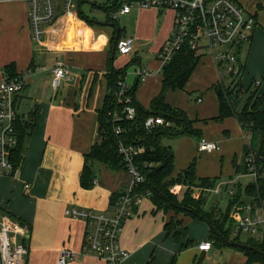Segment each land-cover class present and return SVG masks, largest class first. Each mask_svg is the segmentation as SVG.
<instances>
[{
    "label": "crops",
    "instance_id": "1",
    "mask_svg": "<svg viewBox=\"0 0 264 264\" xmlns=\"http://www.w3.org/2000/svg\"><path fill=\"white\" fill-rule=\"evenodd\" d=\"M262 2L255 0L252 8H247L256 16L257 25L250 44L241 51L247 53L243 82L247 76L261 74L264 78V30L259 27ZM57 5L56 21L46 27L43 40L36 43L27 0L0 2V81L6 78V67L15 65L17 75L27 84L17 101L18 113L23 122L33 125L23 142L18 181L0 177V211L30 228L27 264H58L64 249L73 254L69 264H104L84 252L86 224L66 216V211L75 208L112 216L113 196L122 195L130 186V181L122 182L129 176L126 171L115 172L99 165L94 166L97 185L85 190L80 184L85 156L98 139V111L108 94L106 76L111 68L121 71L135 62L127 72L128 83L136 89L137 104L151 110L162 89L163 65L159 54L174 32L176 13L170 8H137L117 15L119 22L114 23L108 21L96 0L79 1L75 14L69 17L64 14L63 0H57ZM124 38L135 41L134 53L110 64L114 46ZM200 56L185 90L166 93L167 104L184 112L193 130L200 134L196 138L183 136L181 139H194V145L190 140L188 147L179 146L176 150L167 141L163 144L165 138L176 137L162 138L161 144L175 153V175L191 166L190 159L193 152L199 153L202 138L222 147L216 153L205 154L215 160H232L247 145L233 102L232 116L219 120L220 99L215 88L222 85V72L209 53L203 51ZM58 62L68 68L70 76L57 92L53 89L52 71ZM139 69L151 73L145 83L138 82ZM75 84L83 87L80 94L75 93ZM86 89L90 94H85ZM259 96H264V83ZM199 100L202 102L198 103ZM261 110L264 111V105ZM183 160L184 167H179ZM223 170L213 169L210 175L198 169L196 172L198 179L218 180L223 178ZM235 170L229 173L227 181L245 177ZM26 183L31 185L29 194L24 190ZM151 207L153 215H157L153 204ZM174 217L182 225L168 233L165 225ZM191 219L188 225L194 224V220L207 225ZM183 226L184 222L174 214L160 221L149 213L131 218L121 233V247L129 255L122 264L213 263L218 255L213 248L209 252L199 250L201 243L212 242L211 229L208 239L196 242L194 236L183 231Z\"/></svg>",
    "mask_w": 264,
    "mask_h": 264
},
{
    "label": "built area",
    "instance_id": "2",
    "mask_svg": "<svg viewBox=\"0 0 264 264\" xmlns=\"http://www.w3.org/2000/svg\"><path fill=\"white\" fill-rule=\"evenodd\" d=\"M16 0H0V2H12ZM81 0H63L65 16L75 14L77 4ZM104 3H113L118 0H96ZM263 1V0H258ZM29 5V23L34 42L40 43L46 27L53 24L58 16L57 0H27ZM136 7L160 9H173L176 13L174 32L162 48L159 59L163 70L172 61L173 57L185 46L193 52L201 55L208 51L215 60L218 69L224 68L233 78H243V64L239 58L241 50L250 44L257 25L256 16L245 9L239 0H143L140 2H126L122 9L114 15H126ZM116 50L119 55L127 56L134 53L135 41L124 38L117 42ZM53 89L59 91L63 83L69 79L70 72L62 63L58 62L53 68ZM150 72L137 70L136 75L139 83H145ZM222 85L225 87V84ZM26 81L23 77L14 79L4 78L0 81V177L18 181L22 161L16 162V153L20 145L18 132V98L26 89ZM132 88L127 79H121L115 94L117 102L122 106V111L112 114L114 123L119 124L117 134H122L121 123L124 119L134 120L136 108L131 95ZM199 100L198 103H201ZM146 130L153 131L157 128H171L172 123L163 118H150L145 124ZM249 146L248 141L246 140ZM220 150L216 142L202 138L199 141V151L203 154H213ZM144 148L126 146L120 143L119 154L126 165V173L131 178L128 189L122 194L120 201L112 208L114 214L107 216L103 213L81 211L75 208L66 211V216L80 220L86 224L84 252L94 256L104 264H122L128 257L121 247V233L135 209L141 205L143 197L138 190L146 182V177L138 166L137 158L143 154ZM258 155L250 150L246 160L247 175L254 179L258 187L259 169ZM151 170L153 167H147ZM240 178L220 183L217 188L210 190L211 193L220 195L222 192L234 195V188L240 183ZM97 182L94 183V185ZM195 189V188H194ZM26 194L31 191V185H24ZM174 191V192H173ZM177 193V188L172 190ZM194 194L195 200L202 197ZM207 192V191H205ZM204 192V193H205ZM233 231L232 237L240 238L245 234L255 235L252 241L264 247V201L252 198L249 204L245 202L232 214ZM30 228L24 226L11 216L0 212V264H27L29 248L27 240L30 236ZM213 242H203L199 246L202 252L212 250ZM73 254L69 250H62L58 264H69Z\"/></svg>",
    "mask_w": 264,
    "mask_h": 264
},
{
    "label": "trees",
    "instance_id": "3",
    "mask_svg": "<svg viewBox=\"0 0 264 264\" xmlns=\"http://www.w3.org/2000/svg\"><path fill=\"white\" fill-rule=\"evenodd\" d=\"M140 1L143 0H118L113 3H104V5L100 7L107 14L108 21L115 23L116 19H114V15L122 9L126 2L134 3ZM82 17L83 15L81 18ZM116 54L117 50L115 55L112 54L110 64L114 63ZM200 59L201 56L193 52L188 46H185L173 57L170 64L163 70L161 93L152 102L151 110H146L137 104L135 98L136 89L134 87L131 91V95L134 100V107L136 108V116L132 121L124 119L123 122H120L123 130L122 134L116 133V128L119 124L114 123L111 116L115 112L120 113L122 111V106L118 104L115 94L119 81L126 78L129 68L133 66L135 62L130 63L121 71L115 68L110 69L109 74L106 76L108 81V94L105 97L103 108L98 111V139L91 151L85 156V165L80 184L85 190L93 188L96 177L94 166L97 164L105 166L115 172L126 171V165L119 154L120 143H124L126 146L144 148V153L137 158L138 166H140L146 177V182L138 190L139 194L149 196L156 212L162 211L165 214L185 213L186 216L193 219L210 222L214 230H211L210 241H212L214 245L221 247L226 245L223 238L230 241L232 237L233 220L230 214L232 215L234 211L244 203L243 198H254L264 201V111L261 110L264 105V96H259L257 92L254 93L247 99L242 112L235 114L249 143V146L246 145L244 147L243 166L237 167V165H235L236 171L238 175H247L246 160L250 150L255 151L258 155V187L254 183L242 189L239 183L237 185L239 188L238 193L232 195L229 200L227 214H221L216 217L212 215V212H205L207 196L205 197L203 195L198 201L192 198L188 192L184 200L179 204L176 195L170 190L172 184L179 185L183 183L195 188L196 186H201L205 187L206 191H209L215 187L217 182V180L198 179L195 162L191 164L186 171L174 176L175 153L171 148H166L161 144L162 138L164 137L178 138L187 136L196 138L200 136L197 131L193 130L192 124L187 119L185 113L181 110L172 108L166 102V93L168 91L176 92L185 90ZM5 76L7 79L19 77L16 73V66H7L5 69ZM239 87L240 90L238 91ZM244 87L240 81L234 88L227 89L223 85H219L215 88L220 99L221 115L219 120L232 116L230 104L233 102V99H238ZM153 117H161L166 122H171L172 127L157 128L153 131L146 130L145 124L147 120ZM17 127L20 134V145L16 153V162L19 165V163L23 161L21 150L24 139L29 135V129H31L33 125L29 122L19 120ZM149 165L153 167L151 170L147 168ZM121 197V194L113 196L110 205L111 209L117 205ZM234 206L235 208H233ZM181 225L182 223L176 221L174 217L165 225V231L168 233L174 232ZM249 245L264 253L263 246L253 241L252 244ZM234 248L245 253L247 258L246 264H253L255 262H262L264 264V255L242 250L238 247Z\"/></svg>",
    "mask_w": 264,
    "mask_h": 264
},
{
    "label": "rangeland",
    "instance_id": "4",
    "mask_svg": "<svg viewBox=\"0 0 264 264\" xmlns=\"http://www.w3.org/2000/svg\"><path fill=\"white\" fill-rule=\"evenodd\" d=\"M243 6L245 7V9L247 10V8H252L251 6L253 5V3L255 2V0H239ZM95 3V2H94ZM97 5L98 6H103L104 2L103 1H97ZM262 6H263V10L262 13L259 16V20L261 26L260 29L263 31L264 30V2H262ZM138 7H136L135 9H137ZM87 11V10H86ZM91 19L94 18L90 15H88ZM118 17H116V22H119L117 20ZM248 46V45H247ZM242 51V50H241ZM207 53H209L208 51H206ZM210 54V53H209ZM131 55V54H130ZM211 55V54H210ZM129 56V55H127ZM124 56V57H127ZM247 56L246 51L242 52L240 54V58L239 61L241 64L245 63V57ZM122 59V55H119L118 53L116 54V58H115V62ZM222 72V80L225 87L227 89L230 88H234L240 81L243 84V89L241 91V93L239 94L238 99H233V105H234V109L236 114H239L242 112V110L244 109V106L247 102V99L253 95L254 93H258L260 92V86L264 83V78L263 76L258 75L257 77L255 76H251L247 78H245V81L243 82L242 80H239L238 78H233L231 77L224 68L221 69ZM127 79V83H128V76H126ZM222 83V82H221ZM129 84V83H128ZM83 87L79 84H75V93L76 94H80L82 92ZM240 90V87L238 88V91ZM84 91V90H83ZM178 92V91H177ZM90 94L89 89L85 90V94ZM200 94H194V96H199ZM177 138V139H168L165 138L163 140V144L165 141H167L174 150H176L177 147L182 146V147H188V141H192L193 145H194V139H181ZM162 143V141H161ZM180 144V145H179ZM242 143L239 145V147L241 148ZM243 147L242 146V150L240 151V153L243 154ZM222 148V147H220ZM198 154L197 152H193L192 158L190 159V165L193 164L194 162L196 163V169L199 170V172H209V175L211 174V171H213V169H222L223 170V178H225L226 180L222 179H218L216 184H215V188H217L219 186L220 183H224L227 181V178L229 177V173L233 172L235 170V165L242 167L243 166V155H241L240 153L233 158L232 160L230 159H221V157H219L217 160L212 159L207 157L205 154L201 153L199 151V143H198ZM185 161H187L185 159ZM184 160L179 162V167H184L185 162ZM98 165V164H97ZM189 165V166H190ZM102 166V165H99ZM105 167V166H104ZM236 171V170H235ZM176 173H174V176ZM237 174V171H236ZM173 176V177H174ZM130 181L131 183V178L128 176L127 178L124 177L122 182L128 183ZM240 184L242 186V189H245L247 186H249L250 184H254V179L250 176H245V177H241L239 179ZM175 188H177V193L175 194L177 199H178V203L181 204V202L184 200L185 195L189 192L191 197H193L194 194H199L196 192L197 189H200V195H204L206 197V201H207V206L205 207V212H212L213 216H219L221 214H227V208H228V203L229 200L231 199V196L229 195V193H224L222 192L220 195H217L215 193H211L210 190L205 192L206 189L205 187H201V186H196L195 187H190L188 185H185L183 183H180L179 185L175 184V185H171L170 186V190L172 192V190H174ZM195 188V189H194ZM238 186L234 188V194H237L239 191ZM213 189V188H212ZM211 189V190H212ZM174 192V191H173ZM172 192V193H173ZM205 192V193H204ZM201 199V198H200ZM198 199V201L200 200ZM243 201L246 204H249L252 199L250 198H243ZM152 203L151 200L149 198V196H145L143 197L142 203L141 205L138 207L139 208V212L138 209H135V212L132 218H137V215H140L143 217L144 214H152V216L156 219H158V221H160L163 217L167 219V217L170 219L171 216L174 214V216H176L179 220L184 222V226H183V231L190 233L192 236L195 237L196 242H199L202 239H208L209 237V231H210V227L208 225H204L202 222H199L197 220H194V224L192 225H188L192 219L189 216H186L185 213L184 214H165L164 212L160 211L158 212L157 215H153L152 213ZM236 206V205H235ZM235 206L233 208H235ZM1 212V211H0ZM138 212V214H137ZM137 214V215H136ZM230 216L232 217V215L230 214ZM124 229V228H123ZM257 237L255 235L252 234H245L242 235L240 238H234L231 237L230 242L231 243H236V244H240V245H249L252 244V240L256 239ZM213 252L215 254H218L217 257H215L211 264H246L245 263V253L243 251L238 250L237 248L234 247H230L228 245L225 246H221L218 247L217 245H215L213 247ZM213 253V254H214ZM244 262V263H243ZM253 264H263L262 262H255Z\"/></svg>",
    "mask_w": 264,
    "mask_h": 264
},
{
    "label": "water",
    "instance_id": "5",
    "mask_svg": "<svg viewBox=\"0 0 264 264\" xmlns=\"http://www.w3.org/2000/svg\"><path fill=\"white\" fill-rule=\"evenodd\" d=\"M115 52H116V45H115L114 48H113V55H115ZM205 223L210 227V229H211L212 231H214V230H213V227H212L211 224H210V222H207V221H206ZM223 241L225 242L226 245H228V246H230V247H238V248H240V249H242V250H248V251H251V252H255V253H259V254H261V255H264L263 252L257 250L256 248H254V247H252V246H250V245H240V244H236V243H231L229 240H226L225 238H223Z\"/></svg>",
    "mask_w": 264,
    "mask_h": 264
}]
</instances>
